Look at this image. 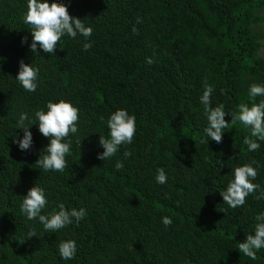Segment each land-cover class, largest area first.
I'll use <instances>...</instances> for the list:
<instances>
[{"label":"trees","instance_id":"16d2710c","mask_svg":"<svg viewBox=\"0 0 264 264\" xmlns=\"http://www.w3.org/2000/svg\"><path fill=\"white\" fill-rule=\"evenodd\" d=\"M64 3L93 27L86 51L78 36L62 38L52 55L33 53L22 21L26 0H0V264H264V249L255 260L238 249L264 211V199H256L264 190V141L247 151L250 132L229 122L221 143L202 144L207 121L199 102L207 81L212 106L223 105L231 121L249 85L264 83V0ZM21 60L40 69L34 93L15 80ZM50 99L79 110L63 172L36 163L49 138L30 121ZM117 108L135 115L136 134L115 156L98 159L103 120ZM21 114L33 137L27 151L15 142L23 137ZM253 161L260 190L228 208L219 191L233 167ZM157 168L167 183L155 181ZM34 184L46 189V212L64 203L85 208L84 220L53 233L27 220L19 203ZM162 216L173 223L165 226ZM66 239L77 243L72 260L57 250Z\"/></svg>","mask_w":264,"mask_h":264},{"label":"clouds","instance_id":"9594fccd","mask_svg":"<svg viewBox=\"0 0 264 264\" xmlns=\"http://www.w3.org/2000/svg\"><path fill=\"white\" fill-rule=\"evenodd\" d=\"M68 7L69 5L64 3V0H26V10L22 15V21L31 27L30 49L33 53L38 52L39 48L44 53L54 54L57 43L64 37L76 40L78 36H81L85 41L83 50L91 48V43L87 41L93 33V27L83 19L71 16ZM146 62L149 65L154 63L150 57L146 58ZM39 73L38 66L33 63L26 64L21 60L15 80L23 90L34 93L39 85ZM213 92V86L205 81L202 95L199 98L207 121L202 129L201 143L208 144L209 141L221 143L224 130L229 128V122L233 126L239 122L250 132V135H246L243 139L247 151L258 150L261 147L260 141H264V83L249 85L247 101L240 102L231 112V121L225 119L228 112L224 110L223 105L212 106ZM258 97L261 99L257 102ZM28 119L26 114H21L17 122V128L23 130V137L15 141L19 149L27 151L32 147L33 137L29 129L33 124L37 125L38 131L44 137L49 138V143L42 150L43 155L36 161L38 168L43 169L44 172H63L68 163L66 156L70 153L72 146L70 134L78 133V108L65 99H50L44 107L34 112L30 121L31 126L25 127L24 122ZM103 123L106 124L108 132L106 137L102 135L99 137V145L104 151L98 153L97 158L106 161L117 154L120 146L133 142L136 134V117L127 109L117 108L103 120ZM124 155L128 156L130 153L125 152ZM253 163L255 162L233 167L231 178L219 191L228 208L242 207L250 194L260 190V185L253 183L257 177V168L253 167ZM116 168L117 170L122 169L123 164L118 162ZM167 180L168 176L164 168H157L155 181L163 185L167 183ZM256 199H264V190H260ZM47 206L46 189L34 184L20 201L19 210L27 220L38 221L47 233L57 232L73 223L78 225L87 215V210L83 207L77 209L59 203L51 211L46 212ZM161 222L168 226L173 223V220L169 216H162ZM32 236H36L35 231L28 234V238ZM238 249L240 253L252 260H255L257 253L264 249V211L255 216L252 232L246 235L244 242L238 243ZM57 250L62 259L72 260L77 253V243L74 239L62 240Z\"/></svg>","mask_w":264,"mask_h":264},{"label":"rangeland","instance_id":"374dc122","mask_svg":"<svg viewBox=\"0 0 264 264\" xmlns=\"http://www.w3.org/2000/svg\"><path fill=\"white\" fill-rule=\"evenodd\" d=\"M263 27H264V25H263Z\"/></svg>","mask_w":264,"mask_h":264}]
</instances>
